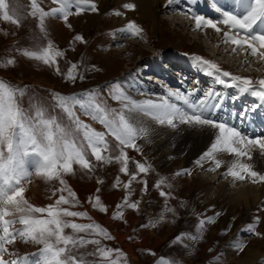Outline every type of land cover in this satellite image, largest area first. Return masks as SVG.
Masks as SVG:
<instances>
[{
  "label": "rangeland",
  "instance_id": "1",
  "mask_svg": "<svg viewBox=\"0 0 264 264\" xmlns=\"http://www.w3.org/2000/svg\"><path fill=\"white\" fill-rule=\"evenodd\" d=\"M102 1L91 0L97 10L101 8L99 12L85 9L80 14H76L73 7L70 9L72 14L68 17L67 23L62 17L49 16L45 18V30L41 31L38 16L29 15L30 0H11L18 11L21 23L17 26L0 19V65H3L0 66V81L23 90V95L17 96L21 108L31 112L34 106H40L62 125L69 126L71 121L59 106V97L70 102L80 101L86 107L99 104L109 111L117 112L126 104V101L115 98L121 93L136 102L146 101L145 99L138 101L134 98L137 96L134 94L137 90L143 93L150 91L147 95L151 98L156 91L172 103L171 98L165 94L172 89L171 85L163 84L157 87L156 82L148 81L145 85H150V90L145 91L134 78L143 82L145 80L143 77L147 75L142 70L153 73L156 70L154 68L163 74L166 73L167 71H163L162 63L165 66L167 64L170 71L173 67L179 69L181 65V68L187 71L184 74L189 75L187 76L190 78L189 88L197 82L195 76L197 72L202 71L201 83L197 87L200 92L198 95L195 94L196 102L193 99L190 100L191 102L197 103L205 94V89L212 87L215 89L213 92L214 95L217 94V99L210 104V108L206 107L210 117L214 114L212 118H216L215 121L231 125L246 136L253 138L264 136V107L259 108V102L254 100L257 97L246 93L247 97L240 98L238 92L242 91L235 82L230 77L226 81L220 78L223 77V72H228L231 76L250 78L253 82L264 79V60L250 55V50L246 47L237 48L236 52L232 51L227 55H217L216 52L219 49L221 52V48L216 45L217 42L209 39L210 37L214 40H222L223 48L227 50L232 48V43H226L221 34L215 31L212 32L214 36L207 37L211 28L202 27L198 31H194L193 28L184 30L170 23L174 16L180 21L195 16L192 7L196 8L198 16L213 21L219 20L216 13L206 11L207 7L202 4V0H174L173 4H169V10L160 15L162 30L161 32L158 30V33H153L151 21H142L138 15H135V18L126 17L129 12L134 14L133 12L139 11L137 6L134 10H129L124 4H121L123 7H119L117 0L104 1L108 3L107 6H103ZM38 3L45 11L58 7L52 3V0H38ZM176 7H182L183 10L179 11ZM117 12L121 14L116 15ZM130 22H134L142 29L139 36L132 37L122 31ZM218 27L224 32L229 31L222 24ZM229 34L234 35V31ZM76 36H81L83 42L76 40ZM49 42L63 53L56 58V65L49 67L41 61L23 55L24 51H38L46 47ZM136 48H140L142 54L136 52ZM246 56V62L238 68L237 65H240ZM142 57L145 60L143 63H148L146 65L148 69L141 70L134 65L136 58ZM8 60H13L14 63L8 65ZM202 61L217 65L221 71L216 72ZM73 65H76L74 72L76 78L71 80L67 78V74ZM57 66L59 73L56 70ZM174 72L179 73L178 70ZM176 77L178 78V75ZM225 86L232 91L229 93L226 90L222 94L225 95L226 102H229L228 106L220 100V93L223 92L220 88ZM165 87L169 89L166 90ZM249 97L254 101H250ZM234 98L242 105H235L238 101L235 102ZM205 101L209 102L207 99ZM84 111L78 104L74 107V112L81 121L96 131L105 133L109 150L101 154L105 157L118 156L122 146H118V142L107 134V129L85 115ZM243 113L248 114L247 117H243ZM201 128L208 130L209 135L202 139L199 133L196 135L201 139H194L193 136L196 132H201ZM193 130L186 137L182 135L179 138H174L172 132L168 133L163 137L166 145L159 146L158 141L146 142L143 138L135 141L140 151L125 148L124 151L129 157V173L136 175V179L131 180V183H129L130 174L126 175L120 171L121 163L114 159L111 163L98 162L91 155V150H88V159L92 164L91 171L73 165L74 174L65 175L64 179L68 187L75 192L78 202H75V206L70 203L61 207L87 213L88 218L65 217V219L79 224H98L111 237L108 239L96 235L91 230L77 233L75 235L78 237H83L85 240L96 239L100 244H85L82 248L73 249V255L83 256L88 264H107L99 253L89 255L96 252L98 247H103L112 250L110 260L118 259L122 264H154L155 260L162 258L169 259V264H264V193L251 208L236 203L233 199V194L242 187L246 188L249 185L258 189L262 186L261 190H264V183H252L248 179L243 182L234 181L230 176L225 177L224 173L228 168L225 166L209 171L214 167L211 161L202 162L203 167L197 165L196 161L215 141H209L208 138L213 139L218 134V130L210 126H193ZM172 131L177 132V130ZM253 131H255L254 136ZM177 139H181L183 144L179 146ZM257 155L264 161L260 152ZM137 163L151 167L147 173H142L136 168ZM188 172L191 174L189 175ZM262 172L261 174H264ZM177 173L183 174L177 175ZM30 179L31 183L26 185L25 197H28V200L31 197L33 199L31 201L38 204L40 200L31 189L33 178ZM161 180L164 181L163 184H160ZM43 181L46 188L39 194H42V203L38 207L54 205L61 195L72 201L67 190L58 191L63 187L59 181L46 182L44 179ZM126 184L129 185L127 188H125ZM162 191L167 195L161 196ZM96 197H99L100 205L106 202L110 208L109 214L123 213L122 224L112 221L111 216L106 217L99 206L94 207ZM132 203H138V208L133 209L128 206ZM209 218L215 222L207 223ZM200 220L206 221L202 234L198 231ZM249 225H253L255 232L260 235L249 231ZM16 227L19 228L21 225L17 224ZM65 233L73 235L71 228H66ZM193 236L197 239L190 238ZM135 238L139 242L134 246L137 260L132 262L133 259H130L129 255L120 256L119 249L132 250L126 245L132 241L136 242ZM239 245L245 246L243 251H239ZM6 247L9 252L16 253L14 257L5 254L6 260L21 261L24 256L33 258V254L38 253L42 245L24 243L17 239ZM251 247L260 249L255 253V256L258 254L260 258L249 262L246 250ZM132 256L135 258L134 253Z\"/></svg>",
  "mask_w": 264,
  "mask_h": 264
},
{
  "label": "snow or ice",
  "instance_id": "2",
  "mask_svg": "<svg viewBox=\"0 0 264 264\" xmlns=\"http://www.w3.org/2000/svg\"><path fill=\"white\" fill-rule=\"evenodd\" d=\"M52 3L58 7L45 11L38 0H30L31 11L29 15L38 16L41 31L45 30V18L49 16L62 17L67 23L68 17L72 14L70 9L73 7L76 14H80L85 9L97 11L96 5L91 3V0H52ZM168 3L171 5L174 0H168ZM241 6L245 9L243 15L221 12L217 8L216 11L221 12L222 19L220 20L213 21L202 16L190 18L195 20L197 29L203 26L212 28L219 33L221 29L218 25H224L229 30L223 33L226 43L230 42L237 48L246 47L250 50V55L258 56L264 60V0H241ZM124 7L129 10L135 9L133 4H126ZM115 14L120 15L121 13ZM0 19L17 26L20 25L21 19L11 0H0ZM122 31L136 37L140 35L142 29L134 22H130ZM233 31L234 35H230L229 33ZM75 39L83 42L81 36H76ZM23 55L51 67L56 65V58L62 56L63 53L49 42L46 47L38 51L26 50ZM13 63V60L7 61L8 65ZM202 63L216 72L221 71L217 65L208 61H202ZM75 69L76 65H73L67 74L68 79L74 80L76 78ZM56 70L59 73L58 66ZM222 75L230 77L242 92L251 93V95L264 101V79L253 82L250 78L231 76L228 72H223ZM223 82L221 81V83ZM18 95L22 96L23 90L13 88L6 82L0 81V264H88L83 256L73 255V249L82 248L85 244L99 245L100 241L96 239L85 240L75 234L91 230L96 235L111 239L107 231L98 224H79L65 219V217H88L87 213L70 211L61 207V205L70 203L75 206V202H78L75 192L68 187L64 176L74 174V164L79 165L82 169L92 170V164L88 159V150H91V155L95 157L96 161L111 163L114 159L122 164L121 172L126 175L130 174L129 157L124 149L132 148L135 151H140L135 141L146 138L149 133L147 128L135 126L131 119L125 115V112L142 113L145 116H150L158 124L167 125L171 128H176V122H178L189 126H210L217 129L218 134L215 141L208 151L204 152L196 161L197 165L203 167L202 162L211 161L214 167L209 171H215L226 163V161L218 158L219 155L226 154L234 157V159L227 162L228 169L224 173L225 177L230 176L234 181L243 182L248 179L252 183H264V174L255 171L252 164L245 162V158L248 161L252 160L251 153L256 149H259L260 154L264 156V136L249 137L226 123L211 119L207 114L204 101L196 104L184 94L170 93L176 100L183 101L184 105L187 106L185 109L170 103L168 99H162L159 103L152 100L140 103L130 100L121 93L115 98L126 101V104L117 112L115 110L109 111L99 104L86 107L80 101L70 102L59 97V106L67 113L71 121V125L65 126L58 122L55 117L48 115L40 106H34L31 112L25 111L18 103ZM77 104L85 110V115L90 116L92 120L97 121L107 129V134L118 142V146H122L118 156L105 157L101 154L109 150L105 133L96 131L76 116L74 107ZM150 167V165L146 167L141 163L136 164V168L142 173H147ZM33 174L43 178L46 182L59 181L63 187L58 191L67 190L72 201L70 202L61 195L54 205L38 207L30 203L25 197V192L27 190L26 185L31 183L30 178ZM181 174L183 173H177V175ZM188 174L191 173L188 172ZM135 179L136 175L130 174L129 183ZM163 183L164 181L161 180L160 184ZM128 186L126 184L125 188ZM145 190H147L146 183ZM160 195L166 196L167 194L162 191ZM95 206H99L100 211H106L100 205L99 197H96ZM128 206L137 209L138 203H132ZM118 215L122 217L123 213ZM214 222L211 218L207 220V223ZM205 223V220H200L198 231H201V234ZM17 224L21 227L17 228ZM66 228H71L73 235L66 234ZM248 230L255 235H260V233L255 232L253 225H249ZM190 238L197 239L195 236ZM17 239L24 243L42 245V247L38 253L33 254L31 259L24 256L21 261L17 259L6 260L5 254L11 257L16 256V253L9 252L6 245L13 244ZM244 247V245H239V251H243ZM97 253L107 264H119L118 259H109L112 255L111 249L106 250L103 247H98L96 252L89 253V255H96ZM120 256L123 254L120 253ZM160 264H169V262L162 260Z\"/></svg>",
  "mask_w": 264,
  "mask_h": 264
},
{
  "label": "bare ground",
  "instance_id": "3",
  "mask_svg": "<svg viewBox=\"0 0 264 264\" xmlns=\"http://www.w3.org/2000/svg\"><path fill=\"white\" fill-rule=\"evenodd\" d=\"M104 1H108V0H103L102 2H104ZM117 2H118L119 7H123V6H121V4H124L125 5L127 3H132L133 5L137 6V9L139 11L133 12L134 14H132V13L129 12L126 15V17L127 18H135V15H138V17H140V19L142 21H145V20L146 21H151L152 27H153V33H158V30H160V32H161V30H162V28H161L162 27V19H161L160 15L162 13H164L165 11L169 10L168 8H170L169 3H168V0H117ZM107 4H108L107 2L106 3L104 2L103 6H107ZM202 4L207 7L206 8V11H211V12L213 11L214 13H216V16H219V20L222 19L221 12H225L226 11V12H230V13H233V14H236V15H243L244 12H245V9L241 6V0H202ZM176 8L179 11H182L183 10L182 7H176ZM217 8H219L221 10V12H217L216 11ZM100 9H98L97 12H99ZM192 11L195 14V16H198V14H196L198 12H196V8L195 7H192ZM170 23L174 24L176 27L179 26V27L183 28L184 30H186V29L188 30V29L193 28L194 31H196V30L198 31V30H201L202 27H203L202 26L199 29H197L196 28V24H195V20L194 19H191V18H187V17H186L185 20L180 21L178 17L174 16L173 18H171ZM206 30H208V29H206ZM212 32L215 33V30L211 28L208 31V35L209 36H207V37H210V35L214 36V34ZM223 33H224V31L221 29V31L219 32V34H221V37L224 38ZM209 39H211L213 42L214 41L217 42L216 45L217 46H220L219 48H221V52H220V49H219V51L216 52L217 55H219V54H226L227 55V54L232 53V51L233 52H236L237 47L234 44H232V48L230 50H227V49H225V48L222 47V45H223V43H221L222 40H220V39L219 40H214L211 37ZM136 52H139V54H142L143 51L140 48H136ZM247 55H248V53H247ZM246 58H247V56L245 57V59H243V61L240 62V65H237L238 68L241 67V64L243 65L246 62ZM249 60H251V59H249ZM143 61H145L143 59V57L141 59H139V58L137 59L136 58L134 65L137 68L141 69V70L142 69H144V70L145 69H148V67L146 66L148 63H146V62L143 63ZM166 66H165V64L162 63V67L164 68L163 71L164 72L167 71L164 74L161 73L157 68H154V70L155 69L156 70L153 73H146V72H144L142 70V72L147 75L146 77H143V79H145V80H143V82H141L136 77L134 78V80H136V82L138 83V85H140L142 88H144L145 91H149L150 90V85L149 86L145 85V83H147L148 81L149 82H152V83H155L156 82L157 87H158V85L162 86L163 84H165V85H168L169 84V86L171 85L172 86V89L171 90H168L169 88L167 89V87H165V89L168 90V93H165V94L168 96V98H171L172 103L176 104L177 106H179L181 108H185L186 109L187 106L184 105L183 101L176 100L173 95H170V93L184 94L190 100H192V99L194 100L197 97L196 95L199 94L198 92H200L199 89H197V87L199 86L198 84L201 83V80H200L201 79V76H200V74H202V71L200 70L195 75L197 77L196 78L197 79V82L195 84H197V85L194 84V86L192 85L189 88L188 84L190 83L189 82L190 81L189 80L190 78L187 77L189 75L184 74V73L187 72L186 69L180 67L179 68L180 70H179V69H176L175 67L172 66L173 69L170 71L167 64H166ZM175 70H178L179 73L178 72H174ZM168 71H170V72H168ZM192 73L194 74V72H192ZM166 74H168V75H166ZM177 75H178V78L176 77ZM179 75H183V76H179ZM195 76H193V77H195ZM220 78L224 79L225 81L228 80V77H224L223 76V77H220ZM166 82H167V84H166ZM210 88H212V87H209V89H207V88L205 89V94L202 95V98L196 104H199V102L204 101L205 102V106L207 108H210V104L214 100L217 99V97H216L217 94L214 95V92H213V91H215V89L214 88L210 89ZM220 89H223V92L221 91V93H220V96H221L220 100H222L223 103H225V105H227V104L229 105V102L228 101L226 102V99L224 97L225 95L222 96V94L225 93L226 90L229 93L232 92L231 91V88L225 86V87H222ZM149 93H150V91H149ZM149 93L148 92L143 93L142 91H138L137 90L134 93L137 96H134V98H137L138 101H141V100H144L145 99V100H152V101L157 102V103L161 102L162 99H166L163 96H162L163 97L162 98L160 96V94H157L156 93V91L154 92L155 95H153L154 96L153 98H151V97H149L147 95ZM161 93H162V90H161ZM238 96L240 98H244V97H247L248 95L246 93L243 94L242 92H238ZM249 98H250L249 99L250 101H254V100L258 101L259 102V108H263L264 107V101H262L258 97L256 99H254V100L251 99V97H249ZM206 99L209 101L208 103L205 101ZM234 101L235 102L238 101L235 105H238V104L242 105L238 99L234 98ZM194 102H196V100H194ZM213 110H218V108H213ZM125 115L128 116L131 119V122L135 126L147 128L149 134L145 138V141L146 142L147 141L151 142L152 140H155V141H158L159 146L166 145L164 143V141H163L164 140L163 137L166 136L170 132H172L171 135H174V138H179L182 135H185V137H186L187 135L191 134L194 131L193 130V126H189V125H186V124H179L178 122H176L177 123V127L176 128H171V127H169L167 125H160L157 122H155L150 116H145L142 113H128V112H126ZM247 115L248 114L243 113V117L244 116L247 117ZM212 117H214V114H212L210 118L213 119V120L216 119V118H212ZM231 118H233V117H231ZM235 123H237V122H235ZM253 126H254V123H253ZM197 128L199 129V127H197ZM172 130H177V132L174 133ZM253 132H254L253 133V136H254L255 131H253ZM199 133H200L202 139H205L209 135V131L208 130L205 131L203 128H201V132L200 131L199 132H196L195 133V136H193L194 139H196V140L197 139L198 140L201 139L200 137H198L196 135V134H199ZM193 137H191V138H193ZM215 137H216V135L213 137V139L210 138V137L208 139H209V141L215 140ZM182 142L183 141L181 139H177V144L179 146L183 144ZM253 152H254V154L251 153L252 160L248 161L245 158V162L252 164L254 166V170L255 171H258L259 173H261L263 171L262 173H264V161L261 160V158L257 155L260 152L259 149H256ZM218 158L226 161V163L222 165V166H225V167H228V163L227 162H230L232 159H234V157L228 156L226 154H220ZM223 170H224V168H223ZM31 178H33V180H32L33 181V185L31 186L32 193H34L37 196V198H39L40 202L38 203L36 201L38 203V204H36L35 202L31 201V200H33L31 197L29 198V202H31L32 204L34 203L33 205H35V206H38V205H40V203H42V199H41V195L42 194L41 195H39V194H40V192H43L44 191V189L46 188V185H45V182L43 181V178H41L39 176H36L35 174H33L31 176ZM261 187L258 188V189H255L256 187H249V185L246 188L245 187H242V189H240L235 194H233L234 195L233 199L235 200L236 203L245 204L247 207L251 208V207H253L261 199V197H263L264 190H261ZM94 219H95V217H94ZM235 242H236V240H235ZM255 244H257V243H255ZM258 251H260V249L257 250V249H254L253 247L249 248L248 251L246 250V256H247V259H248L249 262L252 261V260H257V259L260 258V256H258V254L255 256V253L258 252ZM126 252L127 253L129 252V255L130 256H132V254L134 253L133 252V249L130 250V248L129 249H126ZM132 258L134 260V256ZM135 261H136V259H135Z\"/></svg>",
  "mask_w": 264,
  "mask_h": 264
},
{
  "label": "crops",
  "instance_id": "4",
  "mask_svg": "<svg viewBox=\"0 0 264 264\" xmlns=\"http://www.w3.org/2000/svg\"><path fill=\"white\" fill-rule=\"evenodd\" d=\"M102 206L106 209V211H104L105 213V215H106V217H110L111 216V220L112 221H114V222H119L120 224H122V221L124 220V218H123V216L122 217H119V213H115V214H113L112 212H110V214L108 213V211H109V206L106 204V202H103L102 203ZM121 213V212H120ZM112 214H113V216H112ZM113 217V218H112ZM121 227V226H120ZM136 239V238H135ZM138 239H136V242H134V241H132L131 243H129L128 245H126V247H128V246H130L132 249H133V252H134V255H135V258H134V260L132 261V262H135V259L137 260V257H136V254H135V249H134V246H137V244H139V242L137 241ZM138 242V243H137ZM143 242V241H142ZM145 242H146V240H145ZM147 244V243H146ZM141 245H143L144 247H146L145 246V244L144 243H141ZM140 245V246H141ZM120 250V253H122L123 255H125V254H127V255H129V253H127L126 251H124V250H122V249H119ZM122 251V252H121ZM130 256V255H129ZM133 256H130V259H133L132 258ZM115 260V259H114ZM168 261V262H170V260L169 259H159V260H155V262H154V264H160V262L161 261ZM119 264H122L120 261H119ZM170 264H172V263H170Z\"/></svg>",
  "mask_w": 264,
  "mask_h": 264
}]
</instances>
